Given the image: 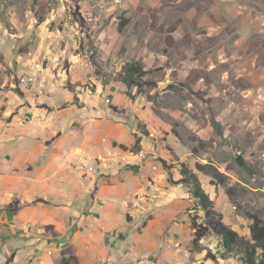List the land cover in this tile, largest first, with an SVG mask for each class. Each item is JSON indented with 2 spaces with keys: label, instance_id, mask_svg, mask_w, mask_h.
Segmentation results:
<instances>
[{
  "label": "crops",
  "instance_id": "1",
  "mask_svg": "<svg viewBox=\"0 0 264 264\" xmlns=\"http://www.w3.org/2000/svg\"><path fill=\"white\" fill-rule=\"evenodd\" d=\"M263 1L210 0L217 20L204 16L191 36L209 54L228 41L248 44L259 16L244 10ZM172 52L170 66L165 55L157 66L181 77L186 63L188 74L189 61ZM44 54L47 61L22 59L0 80V264H205L191 253L196 198L169 168L150 103L90 76L81 57L63 68ZM170 141L177 162L183 154L195 165L191 147ZM189 168L205 190L211 178Z\"/></svg>",
  "mask_w": 264,
  "mask_h": 264
},
{
  "label": "rangeland",
  "instance_id": "2",
  "mask_svg": "<svg viewBox=\"0 0 264 264\" xmlns=\"http://www.w3.org/2000/svg\"><path fill=\"white\" fill-rule=\"evenodd\" d=\"M209 2L0 0V80L22 59L36 56L37 62L50 50L55 53L52 61L63 68L74 57H81L90 76L120 84L130 96L144 97L159 123L156 130L161 133L159 143L169 157V168L196 171L193 160L183 154L182 162L176 161L170 140L178 139L194 149L195 162H210L223 173L229 195L218 184L203 182L204 191L211 193L223 223L248 240L250 216L264 222V1L244 10L248 19L261 18V22L257 18L259 32L249 43L228 41L217 47L220 51L211 46L212 54L203 47L201 36H191L199 29L190 32L197 28L196 21L212 11ZM209 16L217 20L218 14ZM173 47L191 68L186 74L184 62L181 77L157 66L162 55L171 65ZM148 59L153 64H147ZM130 63H138L146 71L141 79L132 75ZM257 69V76L253 75L252 70ZM158 166L163 164L158 161ZM191 217L197 223L204 219L197 200L190 208ZM199 245L216 260L205 261V251L195 249L191 242L192 260L201 255L205 264H247L244 243L229 250L211 232ZM261 253L257 250V260Z\"/></svg>",
  "mask_w": 264,
  "mask_h": 264
},
{
  "label": "trees",
  "instance_id": "3",
  "mask_svg": "<svg viewBox=\"0 0 264 264\" xmlns=\"http://www.w3.org/2000/svg\"><path fill=\"white\" fill-rule=\"evenodd\" d=\"M129 66L130 72L138 80L141 79L146 73V71H143L142 67L138 63H130ZM135 84L139 92L142 93L140 91V84ZM192 155L195 157L197 156L193 148ZM239 162L241 165H244V162L240 159ZM194 166L196 171L202 172L211 178L210 184L220 185L224 188L226 194L229 195L224 180L226 176L219 172L212 163L207 162L203 164L196 162ZM180 174L183 176V178L180 179V182L189 184L191 186L198 205L204 211V219L201 223H197L196 218H190V227L193 229V237L191 241L193 247L200 251H205L204 249L200 248L199 241L212 232L217 236L218 239H220L223 248L232 250L234 245L244 243L246 248L243 256L247 264H264V222L255 216H250L252 224L249 227V239L244 240L243 237L239 236L236 231L230 229L223 223L222 214L214 209L213 201L202 189L196 174L183 167L180 170ZM17 208V205L14 203L8 205L6 210L12 211L16 210ZM257 250L262 251L261 258L258 260L255 258ZM204 259L212 261L216 260L215 255L210 253V251H205ZM5 264H9V261H7ZM59 264H70V259L63 257Z\"/></svg>",
  "mask_w": 264,
  "mask_h": 264
},
{
  "label": "built area",
  "instance_id": "4",
  "mask_svg": "<svg viewBox=\"0 0 264 264\" xmlns=\"http://www.w3.org/2000/svg\"><path fill=\"white\" fill-rule=\"evenodd\" d=\"M27 79H25V78H22L21 79V82H25ZM107 102H109V99H107ZM137 155H138V157L140 158V159H144V158H146V154L143 152V151H138V153H137ZM155 168V167H154ZM61 246H62V244H60ZM50 253V252H49Z\"/></svg>",
  "mask_w": 264,
  "mask_h": 264
}]
</instances>
